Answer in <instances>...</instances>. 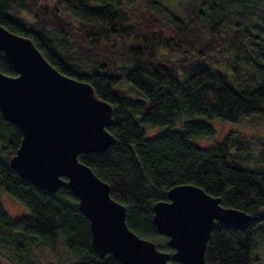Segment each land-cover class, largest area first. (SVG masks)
I'll list each match as a JSON object with an SVG mask.
<instances>
[{"label":"trees","instance_id":"16d2710c","mask_svg":"<svg viewBox=\"0 0 264 264\" xmlns=\"http://www.w3.org/2000/svg\"><path fill=\"white\" fill-rule=\"evenodd\" d=\"M182 5L176 14L161 0H0V24L28 36L57 70L89 82L112 104L109 130L116 142L79 159L126 206L131 230L173 252L157 231L153 205L168 200L169 188L194 184L220 197L222 205L252 215L239 227L215 224L206 263L252 264L257 234H264V149L252 158L245 138L232 131L207 147L191 139L212 137L211 119L236 123L264 115V0ZM229 65L238 77L226 71ZM0 71L17 74L2 50ZM143 124L168 128L147 137ZM21 138L0 111V187L29 210L11 218L0 200V232L54 254L62 245L70 258L50 264H121L94 251L90 221L68 186L50 193L12 169L9 160Z\"/></svg>","mask_w":264,"mask_h":264},{"label":"water","instance_id":"95a60500","mask_svg":"<svg viewBox=\"0 0 264 264\" xmlns=\"http://www.w3.org/2000/svg\"><path fill=\"white\" fill-rule=\"evenodd\" d=\"M0 50L17 73L0 71V111L22 133L10 166L50 193L68 186L90 221L91 245L99 257L111 254L121 264H207L205 248L217 222L239 227L252 220L197 185L179 184L167 190L168 200L153 205L157 231L173 252L139 236L128 226L127 208L111 196L110 185L79 159L81 153L101 152L116 142L109 130L112 104L89 82L57 70L28 36L2 24Z\"/></svg>","mask_w":264,"mask_h":264},{"label":"rangeland","instance_id":"374dc122","mask_svg":"<svg viewBox=\"0 0 264 264\" xmlns=\"http://www.w3.org/2000/svg\"><path fill=\"white\" fill-rule=\"evenodd\" d=\"M182 1L184 0H161L164 6L170 8L176 14L183 9ZM253 17L256 21H261L259 15L255 14ZM261 34L264 38V33L261 32ZM253 56L257 59L256 54H253ZM237 60L240 63H244L252 72L257 71L256 65L253 66L250 60L245 61V59L240 58ZM234 70V67L231 65L226 68V71L229 74L238 77ZM206 120L209 122V119ZM210 124L215 128L214 135L207 138H192L191 142L193 144L207 147L222 139L228 132L232 131L235 135H240L245 138L243 143L249 147L248 151L252 158L258 157L264 149V115L246 116L236 123L211 119ZM142 128L145 131V135L151 137L167 129L168 126L143 124ZM0 200L4 210L11 218L29 213V210L24 205L13 198L12 195L2 187H0ZM260 212L264 213V207ZM261 225L264 226V223ZM262 231H264V227L261 229V232ZM256 240V248L253 250L254 261L252 264H264V234H257ZM158 243L160 244L161 241L156 242V244ZM69 258L70 254H68L62 245H59L58 254H54L52 250L44 245L38 246L35 243L31 246L26 245L25 243L19 245V243L15 242V233H11L10 235L7 232H0V262L2 264H50L55 263L58 260L64 262Z\"/></svg>","mask_w":264,"mask_h":264}]
</instances>
